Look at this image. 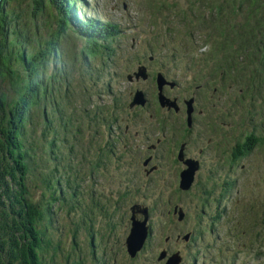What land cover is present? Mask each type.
<instances>
[{
	"label": "rangeland",
	"instance_id": "374dc122",
	"mask_svg": "<svg viewBox=\"0 0 264 264\" xmlns=\"http://www.w3.org/2000/svg\"><path fill=\"white\" fill-rule=\"evenodd\" d=\"M76 1L78 17L56 0H6L0 11V31L9 32L0 38V221L12 225L0 264L32 261V246L36 264H169L173 226L189 235L172 242L182 264H264V84L252 77L251 96L230 81L233 72L260 74L262 55L250 67L243 56L227 60L201 0ZM236 1L243 22L261 16L260 4ZM143 67L153 76L146 68L148 78H138ZM166 73L181 84L168 98L178 114L160 105ZM32 88L35 105L24 91ZM138 91L147 105H133ZM183 114L186 126L176 118ZM197 120L203 136L200 127L189 136ZM13 144L27 157L12 159ZM187 151L201 164L182 160ZM185 162L197 167L189 189L181 188ZM141 222L149 234L137 246ZM92 239L95 258L86 253Z\"/></svg>",
	"mask_w": 264,
	"mask_h": 264
},
{
	"label": "trees",
	"instance_id": "16d2710c",
	"mask_svg": "<svg viewBox=\"0 0 264 264\" xmlns=\"http://www.w3.org/2000/svg\"><path fill=\"white\" fill-rule=\"evenodd\" d=\"M6 0L3 1V5L5 3ZM73 0H56V3L60 4L58 5V8L61 11L67 10V17H78L79 16V11L80 9L75 6L72 5ZM79 1V0H77ZM76 1V3H77ZM160 0H158L159 2ZM253 2H256L258 5L260 4V12H261V16H256V17H250V19H248L247 21L243 22L241 20V16L239 14L240 10H238V7H236V5L238 4V1L236 0H201V7L203 9H205V11L207 12L208 16L207 18L204 20V22L206 20H208V18L210 17V21L212 24V36L211 38L214 40L215 46L217 47V45L219 44L220 46H222V48H224V51L228 52V55L226 56V59L229 61H236V58L239 56H243L246 60V63L243 62H239L240 65L244 64L245 66H251L252 64H254V60H257L256 56H254V53H260V55H262V58L264 59V0H252ZM199 4V2H197ZM5 8H3L4 10ZM230 10L235 11L236 15H232L230 14ZM81 12V11H80ZM210 15V16H209ZM109 29L110 26L108 27ZM67 30V24L63 25L61 27V31L56 33L54 35V38L56 39V43L55 46L58 47L60 45L59 43V39L61 37L64 36L65 34V30ZM9 35L8 29H2L0 31V38L4 37L5 38V42L7 40V36ZM216 35H220V39H223L222 43L221 40L219 39L216 40L215 36ZM235 37V38H234ZM1 41L0 39V44ZM234 45H240V49ZM1 48V47H0ZM215 48V47H214ZM243 49V50H242ZM239 51H242L243 53H239ZM1 52V51H0ZM238 52L237 55H233L236 54ZM31 55L30 54H26L24 56V60L26 61L27 65L25 66H32V59H31ZM215 55L213 54V59H214ZM0 66V70H1ZM239 67H237L236 65H233V70L239 71ZM244 70H242V74L239 75L238 73H235V76L231 77V83L232 86L236 89H242L244 92H250L251 96L255 90V87L257 85L251 83L252 77H257L259 78V82H263L264 84V62L262 64L261 67V72L260 74H250ZM238 80V81H236ZM243 82V83H242ZM249 86L250 88H247V86ZM22 88V86L20 85V89ZM26 95H30L32 96V100H33V105L36 104L37 100H39V95L38 97L34 94V89H24ZM247 93V96L250 94ZM113 103H115V101H112ZM120 106V105H119ZM32 110V108H31ZM17 123H19L14 127V125H12V135L14 134L15 136H11L13 138H21V136L24 135V129H25V124L26 121H24L21 118L17 119ZM111 124L110 122H108L105 119H101L100 124ZM113 126V125H112ZM99 128L102 127H95L94 129L96 130V132L98 131ZM1 131V130H0ZM11 135V134H10ZM11 148L17 152V156L15 157V154L13 156H11L12 154H10V156L12 157V159L14 160H20L23 158H26L27 156V152H22L20 146L18 144H13L11 146ZM20 158V159H19ZM18 169H22L21 166H19ZM9 184V181L7 182L6 185ZM29 214H31V210L29 212L26 211V216L30 217ZM6 219V218H5ZM6 221V220H5ZM4 218L2 221H0V238H4V236H6L5 232L8 231L10 229V226H12L11 224H9L8 221H6L8 223V225L5 223ZM28 223H30V221H28ZM35 236H37L36 234H34ZM1 244H0V253L1 250H3V242L0 240ZM33 247V246H32ZM31 247V248H32ZM29 249V251L32 253V256H34L35 258L30 261V262H26L25 260H22V264H36L38 262V255L36 252H34V250Z\"/></svg>",
	"mask_w": 264,
	"mask_h": 264
},
{
	"label": "flooded vegetation",
	"instance_id": "af4514ba",
	"mask_svg": "<svg viewBox=\"0 0 264 264\" xmlns=\"http://www.w3.org/2000/svg\"><path fill=\"white\" fill-rule=\"evenodd\" d=\"M163 66L164 65H162V68L161 69H159L157 72L158 73H161L162 72V70H163ZM147 68V67H146ZM147 70L149 71V74L151 75V76H153L152 74H151V72H153V70H150L149 68H147ZM164 71H166V69H164ZM150 75H149V77H150ZM164 77L166 78V80L168 81V86H165V88H164V93H165V95H166V97H167V99L168 98H173V96H170V95H172V93H173V91H174V89L175 88H178V87H180V83L177 81V79H176V77H172V74L171 73H169V74H165L164 75ZM170 85V86H169ZM172 86V87H171ZM199 86V83L197 84V82L196 81H193V86H192V88L194 89V90H196V87H198ZM169 87H171L170 89L172 90L171 92H169L168 93V90H169ZM195 96V95H194ZM197 97V96H196ZM198 98V100L200 101V102H202V103H204V101L203 100H200V98L199 97H197ZM170 100V99H169ZM197 100V101H198ZM188 101V100H187ZM186 101V102H187ZM114 105H115V103H114ZM145 105H147V104H145ZM161 105V104H160ZM176 105H177V107H176V109H177V114L178 113H180L181 112V109H180V106H179V104H178V102L176 101ZM117 106H119L118 104H117ZM162 106V105H161ZM196 106L194 105L193 106V108H192V110H194V108H195ZM201 110V109H200ZM171 113H173L174 112V110H172L171 108H170V110H169ZM201 113H204V114H206L207 112H204L203 110H201ZM112 116H114V115H112ZM180 122H181V124L183 125V123H185L184 124V126H186V123H187V114H183V115H180V116H178V117H176ZM195 125V127H194V129L192 130V131H190L191 133L189 134V136H191V134L195 131V128H197V127H200V129L202 128L203 129V127H204V122L203 121H200V120H197V121H194V122H192V125ZM197 124V125H196ZM198 124H200V125H198ZM105 125H108V126H112L111 124H105ZM182 125H181V127H182ZM114 126V125H113ZM127 129L130 131V125H128V127H127ZM200 129H199V131H200ZM184 130H186L185 128H184ZM101 131H102V128H99L98 129V134H102L101 133ZM97 132H96V130H95V133L97 134ZM178 133V127H177V129L175 130V132H174V134H177ZM200 134H201V136H203V133H202V131L200 132ZM98 136V135H97ZM99 137V136H98ZM186 139V138H185ZM161 142V141H160ZM188 143H190V141H188ZM115 146V145H114ZM187 149V148H186ZM187 155V156H186ZM187 157H189V158H191V159H195L196 160V162L197 163H200L201 164V162H200V159H197L193 154H192V152H190V151H187L186 152V154H185V156H184V154L182 153L181 154V159L183 160V159H187ZM185 165H187L186 164V162H185ZM92 168L94 169V166H92ZM97 183V182H96ZM96 183H94V184H96ZM93 184V185H94ZM98 184H100V182L98 181V183H97V185ZM209 193V195H210V192H208ZM221 212H222V208H220L219 209ZM234 224H235V222H234ZM233 224V225H234ZM173 228L175 229V231H176V234L175 233H173V234H171V235H169V236H167V239L165 240L166 241V243H167V245H168V249H166L165 250V253H163L162 251H161V253H163V255L165 256V258H167V259H170V258H173V257H177L178 258V255H179V258H180V264H182V262H183V256L181 257L180 256V254L182 253V251L178 248V249H176V250H173L172 248H174L173 247V243L172 242H178V244H179V242L180 241H182V240H188L189 239V235L188 236H186V235H183L184 234V232L183 231H181V230H179L178 228V226H173ZM192 232H193V235L195 236V232L192 230ZM153 236V235H152ZM151 236V237H152ZM230 241V240H229ZM92 243L93 244H91L90 246H89V249L91 250V251H89V252H86L88 255H92L94 258L96 257V251L94 250L95 249V247L97 246V244H95L94 245V242H93V239H92ZM258 246H261V242L258 244ZM189 247L190 248H193V249H191V251H190V254L192 255V254H194L195 252H196V246L194 247L193 245H189ZM225 247H226V245H225ZM93 250V251H92ZM180 253V254H179ZM182 255V254H181Z\"/></svg>",
	"mask_w": 264,
	"mask_h": 264
},
{
	"label": "water",
	"instance_id": "95a60500",
	"mask_svg": "<svg viewBox=\"0 0 264 264\" xmlns=\"http://www.w3.org/2000/svg\"><path fill=\"white\" fill-rule=\"evenodd\" d=\"M3 1L4 0H0V11H1V8L3 5ZM141 73L144 74V71H142ZM159 84H160V89H162L163 82H162L161 77L159 78ZM145 103H146V100H145L144 93L142 91H138L136 93L133 105L134 104H138V105L144 104L145 105ZM160 103H162V106H164V107H166V106H168L169 108L177 107L175 102H172V101L166 99L162 93L160 94ZM186 164H191V167L187 171H185L184 176H182L181 186L183 189H189L190 188L192 182L194 181V176H195V173H194L195 171H194L193 167L197 168L195 166V163L186 162ZM148 231H149V228L147 227L146 222L137 223L136 229L133 233V238H132L133 243L137 246L142 245L144 243V239L149 234ZM138 232L144 236L142 238H140L138 235ZM169 261H170L169 264H179V262H180V260L177 257L170 258Z\"/></svg>",
	"mask_w": 264,
	"mask_h": 264
},
{
	"label": "bare ground",
	"instance_id": "6f19581e",
	"mask_svg": "<svg viewBox=\"0 0 264 264\" xmlns=\"http://www.w3.org/2000/svg\"><path fill=\"white\" fill-rule=\"evenodd\" d=\"M143 68H145V67H143ZM142 71H144V74H140L139 76H138V78L139 77H143L144 79H147L148 78V75H147V72H146V68H145V70H142ZM160 77L162 78V82L164 83V84H168V81L166 80V78H164L162 75H160ZM145 83H147V82H145ZM159 86H160V84H159ZM164 95V94H163ZM165 97V96H164ZM166 98V97H165ZM167 99V98H166ZM169 100V99H168ZM171 101V100H170ZM161 105H162V103H160ZM190 104V107H191V109H192V106H191V102L189 103ZM197 125V124H196ZM198 125H200V124H198ZM200 131H201V129H200ZM105 136V135H104ZM198 164V163H197ZM196 179V178H195ZM181 188H182V186H181ZM183 189V188H182ZM148 233H149V231H148ZM178 259L180 260V258H179V255H178Z\"/></svg>",
	"mask_w": 264,
	"mask_h": 264
}]
</instances>
